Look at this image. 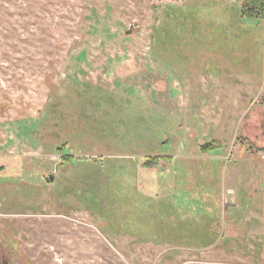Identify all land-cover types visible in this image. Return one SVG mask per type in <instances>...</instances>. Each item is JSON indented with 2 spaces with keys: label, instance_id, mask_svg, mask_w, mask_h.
Returning a JSON list of instances; mask_svg holds the SVG:
<instances>
[{
  "label": "rangeland",
  "instance_id": "rangeland-1",
  "mask_svg": "<svg viewBox=\"0 0 264 264\" xmlns=\"http://www.w3.org/2000/svg\"><path fill=\"white\" fill-rule=\"evenodd\" d=\"M242 3L0 0V264H264Z\"/></svg>",
  "mask_w": 264,
  "mask_h": 264
},
{
  "label": "trees",
  "instance_id": "trees-1",
  "mask_svg": "<svg viewBox=\"0 0 264 264\" xmlns=\"http://www.w3.org/2000/svg\"><path fill=\"white\" fill-rule=\"evenodd\" d=\"M264 10V0H243L241 13L246 17H257Z\"/></svg>",
  "mask_w": 264,
  "mask_h": 264
},
{
  "label": "water",
  "instance_id": "water-1",
  "mask_svg": "<svg viewBox=\"0 0 264 264\" xmlns=\"http://www.w3.org/2000/svg\"><path fill=\"white\" fill-rule=\"evenodd\" d=\"M51 179H53V176H51Z\"/></svg>",
  "mask_w": 264,
  "mask_h": 264
}]
</instances>
